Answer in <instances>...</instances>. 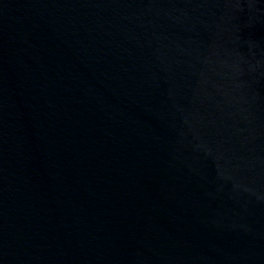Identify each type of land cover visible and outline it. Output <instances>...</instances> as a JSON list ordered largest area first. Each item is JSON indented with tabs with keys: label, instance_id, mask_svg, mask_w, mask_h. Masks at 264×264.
<instances>
[{
	"label": "water",
	"instance_id": "95a60500",
	"mask_svg": "<svg viewBox=\"0 0 264 264\" xmlns=\"http://www.w3.org/2000/svg\"><path fill=\"white\" fill-rule=\"evenodd\" d=\"M0 264H264V0H0Z\"/></svg>",
	"mask_w": 264,
	"mask_h": 264
}]
</instances>
